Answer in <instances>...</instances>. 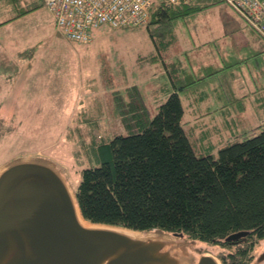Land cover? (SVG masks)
Returning <instances> with one entry per match:
<instances>
[{"label":"trees","instance_id":"1","mask_svg":"<svg viewBox=\"0 0 264 264\" xmlns=\"http://www.w3.org/2000/svg\"><path fill=\"white\" fill-rule=\"evenodd\" d=\"M224 1H155L149 21L139 25L153 39L150 60L161 70L164 59L174 54L180 23ZM41 5L38 0H0V12L9 13L0 25ZM165 68L172 88L157 76L148 85L131 83L114 91L115 112L126 134L101 135L98 118L91 116L67 131V139L74 140L73 156L84 165L76 188L81 211L95 222L182 233L222 247L217 255L223 264H250L264 239V124L250 130L251 137L248 131L235 134L216 154L197 153L182 123L177 66L172 62ZM11 119L8 124L0 116V144L16 130ZM239 232L244 233L233 236Z\"/></svg>","mask_w":264,"mask_h":264},{"label":"rangeland","instance_id":"2","mask_svg":"<svg viewBox=\"0 0 264 264\" xmlns=\"http://www.w3.org/2000/svg\"><path fill=\"white\" fill-rule=\"evenodd\" d=\"M38 1L42 5L35 10L0 25V116L8 124L14 116L16 125L0 144V166L23 155L45 156L56 162L76 190L84 165L76 162L74 140L67 139V131L91 116L98 118L101 135L126 134L113 93L131 83H151L160 77V66L150 60L155 46L147 27L104 24L90 42L74 43L61 33L45 0ZM8 15L0 12V21ZM218 19L210 16L215 24ZM190 242L196 257L222 251L217 245ZM202 245L205 250L200 251ZM263 253L264 239L257 243L250 264H264L259 260Z\"/></svg>","mask_w":264,"mask_h":264},{"label":"water","instance_id":"3","mask_svg":"<svg viewBox=\"0 0 264 264\" xmlns=\"http://www.w3.org/2000/svg\"><path fill=\"white\" fill-rule=\"evenodd\" d=\"M190 243L163 228L88 220L50 158L23 155L0 166V264H223L210 251L196 257Z\"/></svg>","mask_w":264,"mask_h":264},{"label":"crops","instance_id":"4","mask_svg":"<svg viewBox=\"0 0 264 264\" xmlns=\"http://www.w3.org/2000/svg\"><path fill=\"white\" fill-rule=\"evenodd\" d=\"M229 5L214 3L180 23L175 52L160 64L171 88L165 67L177 66L182 123L200 153L216 154L235 134L264 124V39Z\"/></svg>","mask_w":264,"mask_h":264},{"label":"built area","instance_id":"5","mask_svg":"<svg viewBox=\"0 0 264 264\" xmlns=\"http://www.w3.org/2000/svg\"><path fill=\"white\" fill-rule=\"evenodd\" d=\"M155 1L174 5L182 0H45V3L68 40L88 43L94 31L104 24L113 27L146 24ZM226 1L264 39V0Z\"/></svg>","mask_w":264,"mask_h":264},{"label":"bare ground","instance_id":"6","mask_svg":"<svg viewBox=\"0 0 264 264\" xmlns=\"http://www.w3.org/2000/svg\"><path fill=\"white\" fill-rule=\"evenodd\" d=\"M76 191V190H75Z\"/></svg>","mask_w":264,"mask_h":264}]
</instances>
